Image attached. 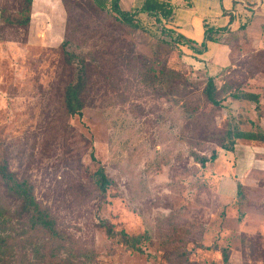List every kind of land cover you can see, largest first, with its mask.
I'll return each instance as SVG.
<instances>
[{
  "label": "rangeland",
  "instance_id": "obj_1",
  "mask_svg": "<svg viewBox=\"0 0 264 264\" xmlns=\"http://www.w3.org/2000/svg\"><path fill=\"white\" fill-rule=\"evenodd\" d=\"M142 1L119 0V9ZM25 2L0 0V17L12 20ZM110 4L31 0L27 28L0 22V165L31 184L57 228L98 264H223L222 247L232 264H264V143L220 150L232 122L264 131L262 48L233 44L215 73L218 99L236 87L259 99L214 106L203 96L206 65L150 18L138 17L136 31L117 22ZM75 83L81 117L65 108ZM213 150L205 166L193 158ZM98 167L111 180L104 193ZM0 205L17 206L1 182ZM109 227L147 235L143 253Z\"/></svg>",
  "mask_w": 264,
  "mask_h": 264
},
{
  "label": "trees",
  "instance_id": "obj_2",
  "mask_svg": "<svg viewBox=\"0 0 264 264\" xmlns=\"http://www.w3.org/2000/svg\"><path fill=\"white\" fill-rule=\"evenodd\" d=\"M92 1L98 8H103L105 0ZM118 1L111 0L110 4L112 15L117 22L136 31L140 30L138 17L150 18L156 23L162 37L168 38L175 46L187 47L193 53H203L207 50L209 43L233 45L238 41L236 33L231 32L228 26L208 27L203 32L199 47L196 48L194 46L195 41L166 26V23L171 21L174 16L176 6L172 0H143L140 6L132 11L120 10ZM183 1L186 7L192 5V0ZM30 5L31 0H26L15 18L10 20L1 16L0 22L27 28L31 21ZM230 38L232 41L229 40ZM67 45V40L62 39L60 43L62 49L65 50ZM258 54L264 60V49L259 50ZM215 76L216 74L208 76L203 90V96L212 105L221 106L228 98L234 100L249 99L254 102L259 99L257 94L244 92L241 87L231 89L223 98L218 99L216 97ZM79 92L78 83L69 84L65 90V108L71 116H82ZM239 140L264 143V131L242 132L232 122L231 128L227 130L220 145V150L233 152ZM217 157L218 152L215 150L209 156L193 154L194 160L201 166L213 162ZM94 180L97 190L101 193L106 191L111 181L103 167L97 168ZM0 182L7 194L17 201V206L12 211L0 205V264H98L95 262L91 250L81 249L69 242L65 234L57 228L56 220L50 210L35 197L31 184L26 179H18L14 173L10 172L5 160L0 165ZM242 188L243 186L238 183V194ZM108 233L111 236L118 235L122 244L139 253H143L141 244L149 240L147 235L130 236L124 231H112L110 227ZM220 252L222 263L232 264L229 249L222 247Z\"/></svg>",
  "mask_w": 264,
  "mask_h": 264
},
{
  "label": "crops",
  "instance_id": "obj_3",
  "mask_svg": "<svg viewBox=\"0 0 264 264\" xmlns=\"http://www.w3.org/2000/svg\"><path fill=\"white\" fill-rule=\"evenodd\" d=\"M175 4L171 28L199 46L203 32L208 27L228 26L236 33L235 46L264 49V0H192L186 7L183 0H172ZM231 20V21H230ZM226 43H209L203 53L191 55L206 65L208 75H214L230 63L231 48Z\"/></svg>",
  "mask_w": 264,
  "mask_h": 264
}]
</instances>
